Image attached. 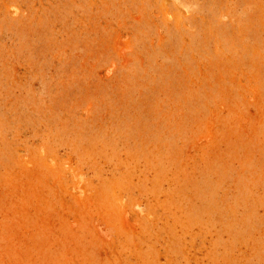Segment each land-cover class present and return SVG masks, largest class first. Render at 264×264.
<instances>
[{
	"label": "rangeland",
	"instance_id": "rangeland-1",
	"mask_svg": "<svg viewBox=\"0 0 264 264\" xmlns=\"http://www.w3.org/2000/svg\"><path fill=\"white\" fill-rule=\"evenodd\" d=\"M0 264H264V0H0Z\"/></svg>",
	"mask_w": 264,
	"mask_h": 264
},
{
	"label": "bare ground",
	"instance_id": "bare-ground-1",
	"mask_svg": "<svg viewBox=\"0 0 264 264\" xmlns=\"http://www.w3.org/2000/svg\"><path fill=\"white\" fill-rule=\"evenodd\" d=\"M166 9V8H165Z\"/></svg>",
	"mask_w": 264,
	"mask_h": 264
}]
</instances>
